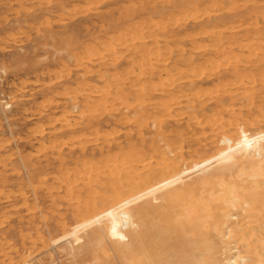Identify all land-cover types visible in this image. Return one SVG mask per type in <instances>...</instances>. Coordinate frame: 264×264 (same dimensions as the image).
Listing matches in <instances>:
<instances>
[{"label": "bare ground", "instance_id": "1", "mask_svg": "<svg viewBox=\"0 0 264 264\" xmlns=\"http://www.w3.org/2000/svg\"><path fill=\"white\" fill-rule=\"evenodd\" d=\"M54 1L49 13L60 6ZM126 1L124 11L141 3ZM143 1L141 15L127 21L121 13L100 16L107 40L99 39L87 60L96 59L100 69L83 63V53L66 50V59L56 61L68 72L48 70L38 78L43 91L63 87L69 97L48 114L42 106L44 128L34 127L65 176L53 178L57 183L43 193L54 207L63 189L72 219L57 220L58 236L36 232L15 257L0 237V264H53L54 253L38 258L50 246L62 264H264V0ZM106 2L85 6L97 12ZM110 22L124 29L108 34ZM58 38L52 31L45 38L54 55L67 47ZM72 72L79 75L74 86H63ZM10 108V102L0 105L4 115ZM103 122L124 127L95 143L100 159H108L106 166L99 162L104 167L89 164L84 152L90 136L81 134L93 135ZM75 143L80 155L62 154ZM5 166L0 158V200L27 205L24 187L30 190L31 176L10 190ZM0 215L7 221L6 212Z\"/></svg>", "mask_w": 264, "mask_h": 264}, {"label": "rangeland", "instance_id": "2", "mask_svg": "<svg viewBox=\"0 0 264 264\" xmlns=\"http://www.w3.org/2000/svg\"><path fill=\"white\" fill-rule=\"evenodd\" d=\"M52 1L55 2L54 0H48V2H46V0H40V1L39 0H33V1L32 0H17V1L16 0H0V47H1L0 48V64H2L0 65V84H1L0 85V96H1L0 105L5 104L6 102L11 103V108L5 111V115L2 114L0 111V140H2L3 143L5 141H6L5 143H7V144H4L3 149H0V158L4 159V162L6 164L5 169H3L5 170L6 174L4 172L3 174L7 176V183L9 186L8 188H10V190L13 188L15 190L16 185L18 183H21L24 186L28 181L29 175L31 176V179L33 181L32 186L29 187L30 190H26V187H24L26 197H28L27 205L24 206L20 204L21 203L20 201H18L14 204V206H11L13 208L12 209L11 207L7 206L3 202V200H0V205H2L0 207H3V208H0V212L1 211L6 212L8 216L7 221L0 218V223L2 224V225L0 224L1 225L0 226V237L1 239H3L1 244H2V247L5 244V247L3 248L5 250L8 247H9L8 249L12 247L11 252L8 249L6 250L7 253L9 254L8 256H11V257L12 256L15 257L18 254H20L24 247L27 248L31 246V241H33L34 238L36 237L35 236L36 232L42 233L44 234V236H46L47 229H48L50 232H52L53 235L58 236L59 232H57V230H58L59 225H58L57 220L60 221L62 217H65L66 218L65 220L67 222H70L71 221L70 219H72L71 208L69 207L72 201L68 196H66V194L63 192L64 191L63 189L59 193V195L56 197V201H55L56 205H54V207L51 206V204H49V200L47 196H45L43 193L44 186L51 184V183H57L55 181L58 178H59L58 181H60L65 176L62 175V173H59L58 171H56L58 170L56 169L58 165L57 163H54L52 159H50L52 158L50 156L52 155V153L49 149H46L47 142L44 140L42 141V144L44 143L45 145L44 146L39 145L40 138L38 137L36 133L37 128L39 127L44 128V121L46 120V117L42 119L38 118V111L40 112L39 109L43 106L45 109L44 114H48L50 112L49 111L50 109L53 110L54 108L53 105L56 102L58 103H62V101L63 103L68 102L69 97L68 96L64 97L65 90L63 89V87L55 86L51 90H47L46 88H44L45 91H43L41 88L42 81H40L38 78L39 77L43 78L46 75L45 72L48 70H53L56 73H58L60 70V75H62V73L66 74L68 72L67 69L66 71L62 70L63 68L61 67V65H59L60 63L56 61L58 58H61L62 56H64L63 54H65L66 56V50H69L71 54L74 53V54H77L78 56H81V54L83 53L82 54L83 57H81L83 60L82 61L83 63H85L87 66L91 67L94 70L95 69L97 70L98 68L100 69V64L95 62L96 59H91L90 62H87L88 56L91 54L90 50L93 47H95L98 40L99 39L107 40V36L104 33H102L100 26H106V27L108 26L102 23L100 16L104 13L112 12L113 17L117 18L119 16V13H121L124 16V21H127L128 19H130V17L140 16L141 15L140 8H144L143 0H140L141 3L139 2L136 3V9L133 8V9H128L126 11L123 10L124 7L128 6V2L126 0H107L106 3L98 6L97 12L96 11L93 12L94 9H92V11L89 12L87 11L88 6H85V5H90V4L92 5L91 2L95 4L99 0L97 1L88 0L89 3L87 2V0L86 1L85 0H59L61 2L60 6L56 9L55 12L49 13V10L52 9L51 6H53L54 4ZM20 2L24 3V6L22 8L18 4ZM77 6L79 9H76ZM83 6H85L86 8L84 9ZM62 9L65 13L62 11ZM83 11L85 13H83ZM64 14H66L67 16ZM44 17L46 21L44 20ZM47 17L49 19H47ZM54 19H55L54 21L55 23H52ZM60 20H63L64 22ZM112 23L113 22H110V24ZM124 25L123 26L122 25L115 26L114 24L109 25L108 34L111 32H115V31H122L124 29ZM49 31L56 33L57 38L59 37V38L66 39L63 43L64 47L67 46L65 47L66 49H64L63 51L57 52V54L55 55L53 54V53H56L54 51L55 49L53 50L50 44H45L46 34ZM65 31L66 32L68 31L67 34H62ZM47 43H50V41H47ZM65 43H67V45H65ZM48 46L49 47L51 46L50 47L51 49L48 48ZM117 49L119 50V48ZM120 52L122 51L119 50V53ZM42 56H45V57L41 58ZM61 59L64 60L66 58L64 57ZM70 62L62 61V63H64L68 67L70 65L69 67L70 69L71 67L73 69L74 68L73 62L71 63ZM124 68L126 67L123 65L122 67L118 68V71L122 72ZM74 73L75 72L71 73V77L69 76L66 77V79L62 82L63 86H66V87L74 86L72 84H74V82L76 81V78L79 76L77 74L78 72L75 74ZM58 75L59 73L56 76ZM31 80L33 83L31 82ZM37 81H39V83ZM45 81H47V78L44 79L43 82ZM88 84L90 86L92 85L93 88L99 86V84H96L94 80H89ZM54 90L57 91V94H55ZM61 109L62 107L60 106L59 109L56 111V113H59ZM4 117L7 118V121L5 120ZM105 118H106L105 116L99 117L100 120L105 119ZM104 123L105 122L102 123L101 128L98 130V132L92 133L93 135L91 134L89 135L88 133H85V132L81 133L85 135L87 134L86 136H90L89 137L90 144L89 143L85 144L86 147H85V152H84L86 159L90 160V158H92L89 161V164L94 161L95 164L97 162V166H102V167L106 166L109 162H107L108 159H105V158L100 159V155L98 154L96 150L97 145H95V143L103 142L105 139L107 138L109 139V137L111 138L112 136H114L113 134L115 132H118L119 130L120 131L124 130L123 126L115 125L112 123L110 124H104ZM81 125L84 126V124L82 123ZM34 126L35 127L38 126V127L35 128ZM33 130H34V133H33ZM101 132L104 135H102ZM95 134H100V135H95ZM105 134H108L107 136L109 135L110 136L106 138ZM76 135L78 134H75L73 136H76ZM69 137L71 136H67L65 137V139ZM18 138L19 139L21 138V139L19 140ZM94 138H98V140L97 142L93 143ZM133 139H135V137ZM74 145L72 146L70 144H67V146L62 149V154L67 155V156L80 155L81 150L76 148L77 143H75ZM103 161L104 163L102 164L104 166L102 164L100 165V163ZM72 167L73 165L72 166L66 165L65 169H71ZM102 167H100V169ZM0 170H2L1 167H0ZM12 170L17 173L14 172L15 174H12ZM49 174L52 177V180H51V177L48 176ZM52 174H54L57 177H53ZM53 178H57V179L53 180ZM6 193H8L7 190H6ZM35 195L38 197L37 202L34 201L33 199ZM58 197H62L63 199H60V198L58 199ZM64 197L65 199L68 198V200L66 199L67 201H65ZM57 204H59L60 206ZM19 205H21L22 207H20ZM53 208L56 209L57 211H54ZM27 210L30 212H28ZM10 214L11 216L9 217ZM30 214H31V217L29 218L28 216H30ZM43 217L45 218L43 219ZM17 218H19L18 219L19 221H17ZM35 224L37 225L35 226ZM29 237H31L33 240H30ZM27 239H29L30 241ZM7 240L10 242H8ZM4 241L5 242L7 241L6 242L7 245ZM38 245L39 244L37 243L35 247L37 248ZM13 247H14V250H13ZM15 247L18 250L17 253L15 252ZM55 248L56 247L54 246H50L49 248H47L48 251L47 250L44 251L42 253L43 255H39L38 258H41V259L46 258V254L48 252L54 253V257L56 259L53 264H62L63 263L62 259L57 258V255H56L57 249ZM0 255H1V252H0Z\"/></svg>", "mask_w": 264, "mask_h": 264}]
</instances>
